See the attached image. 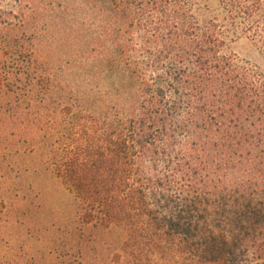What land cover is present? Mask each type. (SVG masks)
Masks as SVG:
<instances>
[{"label":"trees","instance_id":"obj_1","mask_svg":"<svg viewBox=\"0 0 264 264\" xmlns=\"http://www.w3.org/2000/svg\"><path fill=\"white\" fill-rule=\"evenodd\" d=\"M242 37L264 57V0H0V164L36 161L133 264H264V72L228 51Z\"/></svg>","mask_w":264,"mask_h":264},{"label":"rangeland","instance_id":"obj_2","mask_svg":"<svg viewBox=\"0 0 264 264\" xmlns=\"http://www.w3.org/2000/svg\"><path fill=\"white\" fill-rule=\"evenodd\" d=\"M228 51L264 72V57L247 38ZM12 158L0 164V264H133L122 228L84 224L66 186L35 174L33 159Z\"/></svg>","mask_w":264,"mask_h":264}]
</instances>
